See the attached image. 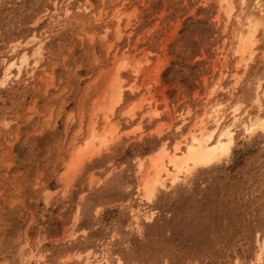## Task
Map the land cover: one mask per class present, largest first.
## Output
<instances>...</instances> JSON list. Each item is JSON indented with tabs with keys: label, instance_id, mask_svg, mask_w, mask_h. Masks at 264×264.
I'll return each instance as SVG.
<instances>
[{
	"label": "rangeland",
	"instance_id": "rangeland-1",
	"mask_svg": "<svg viewBox=\"0 0 264 264\" xmlns=\"http://www.w3.org/2000/svg\"><path fill=\"white\" fill-rule=\"evenodd\" d=\"M234 21L217 0H0V77L4 60L30 53L32 36L42 43L38 66L0 86V264H19L20 251L33 253L27 264H80L87 251L123 264H254L264 237L263 133L237 131L225 159L160 189L151 205L135 198L137 158L172 147L204 106L226 101L220 89L208 101L215 84L231 90L241 75L233 96L251 110L264 38L236 68ZM122 60L123 100L110 119L118 134L65 178L73 139L75 148L88 136ZM131 109L132 120L122 115Z\"/></svg>",
	"mask_w": 264,
	"mask_h": 264
},
{
	"label": "bare ground",
	"instance_id": "bare-ground-1",
	"mask_svg": "<svg viewBox=\"0 0 264 264\" xmlns=\"http://www.w3.org/2000/svg\"><path fill=\"white\" fill-rule=\"evenodd\" d=\"M249 2L247 0H237L238 5L236 7L234 0H217L218 9L225 16L226 21L229 22L232 18H235L236 25L232 29L231 55L237 60L236 68L240 66L246 68L248 63L253 60L259 32L263 34L264 38V5L261 0ZM121 16L122 14L119 13L114 17L119 22ZM31 43L34 44L30 53L27 49H23L15 60H2L1 87H4L12 78L19 79L27 68L30 67L33 70L38 66L42 43L40 41L36 42V37L32 36L28 42L26 41L24 47L30 46ZM11 51L15 52V47ZM124 69H126V65L125 61L122 60L110 77L107 87L101 93L96 107L92 110L91 117L93 121L88 136L75 148H73L75 141L73 139L70 146L72 153L67 159L63 172L65 178L74 173L77 167L76 164L84 158L85 153L94 154L93 152L96 153L98 149L106 148L117 136L118 126H111L110 119L123 100L124 87L122 86L123 81L120 72ZM140 71L138 66L133 68L134 74H138ZM240 77L241 75L238 74L231 76L233 81L231 87H229L231 90L222 89L215 84L208 91V101L213 99L218 89L224 93L226 92L228 99L226 101H214L204 106L202 114L191 123L172 147L169 148L167 143L164 142L151 154L137 158L134 167L137 175L135 198L140 205H151L160 189L173 187L183 181L192 171L198 168L210 167L225 159L234 146L237 131L246 136L259 132L264 134V76L256 77L253 82H249L252 108L243 111H240L242 104L237 102V98L233 96V91H235V86L238 84ZM128 88L131 92L136 90L134 86ZM146 105L150 106L149 99ZM133 110H125L122 115L125 114L128 119L132 120L135 116ZM188 112L180 117L179 126L188 123L186 116V114L189 115ZM146 115L152 119L157 117L158 113L156 110H151ZM100 117H102L104 124L99 131L96 129L95 124ZM158 134H160V131ZM152 214H149L147 220L151 218ZM132 217H134V223L137 225L138 217L134 213H132ZM74 218H77V212ZM257 246L258 251L255 255L254 264H264V237L257 240ZM23 253L20 251L17 257L19 264H27L33 258L32 252L26 255ZM41 257V255L35 256L37 261ZM76 258L81 260L80 264H123L120 258L116 256L110 258L106 252L98 254L87 251L83 258L80 255H77Z\"/></svg>",
	"mask_w": 264,
	"mask_h": 264
}]
</instances>
